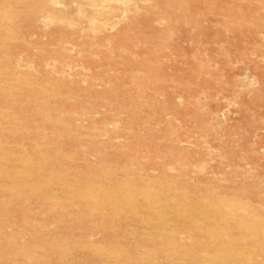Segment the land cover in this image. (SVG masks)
<instances>
[{
  "label": "rangeland",
  "instance_id": "374dc122",
  "mask_svg": "<svg viewBox=\"0 0 264 264\" xmlns=\"http://www.w3.org/2000/svg\"><path fill=\"white\" fill-rule=\"evenodd\" d=\"M0 264H264V0H0Z\"/></svg>",
  "mask_w": 264,
  "mask_h": 264
},
{
  "label": "bare ground",
  "instance_id": "6f19581e",
  "mask_svg": "<svg viewBox=\"0 0 264 264\" xmlns=\"http://www.w3.org/2000/svg\"><path fill=\"white\" fill-rule=\"evenodd\" d=\"M58 4L56 3V5L55 6H57ZM59 6V5H58ZM74 6V5H73ZM62 7V6H61ZM75 7V13H78L79 14V16L80 15H88L89 14V10H87V8H89V7H85V6H83V5H75L74 6ZM92 9V8H91ZM73 11V12H74ZM91 14V13H90ZM89 14V15H90ZM75 15V14H74ZM69 16V15H68ZM68 16L66 17L65 16V18H68ZM91 16H92V14H91ZM86 19V18H85ZM56 20H54V19H50V22L52 23V22H54L53 24H55L56 22H55ZM90 21V20H89ZM65 22V21H64ZM95 22H96V20H95ZM59 23V22H58ZM98 23V22H97ZM52 24V25H53ZM62 24H64L63 22H62ZM48 25V24H47ZM97 25H99V23L97 24ZM96 25V26H97ZM101 25V24H100ZM103 26V25H102ZM90 27H92V26H90ZM93 28V27H92ZM95 28H97V29H95L96 31H97V33H98V27H95ZM105 28H102L101 30H104ZM92 30V29H91ZM90 29H89V31H91ZM94 30V29H93ZM90 33H92V32H90ZM92 34H94V32L92 33ZM96 34V33H95ZM94 36V35H93ZM96 39V38H95Z\"/></svg>",
  "mask_w": 264,
  "mask_h": 264
}]
</instances>
